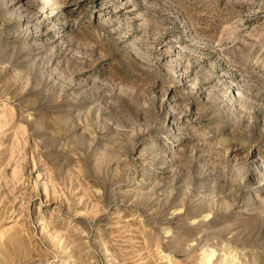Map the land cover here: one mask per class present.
Instances as JSON below:
<instances>
[{
    "label": "rangeland",
    "instance_id": "374dc122",
    "mask_svg": "<svg viewBox=\"0 0 264 264\" xmlns=\"http://www.w3.org/2000/svg\"><path fill=\"white\" fill-rule=\"evenodd\" d=\"M211 257L264 264V0H0V264Z\"/></svg>",
    "mask_w": 264,
    "mask_h": 264
},
{
    "label": "bare ground",
    "instance_id": "6f19581e",
    "mask_svg": "<svg viewBox=\"0 0 264 264\" xmlns=\"http://www.w3.org/2000/svg\"><path fill=\"white\" fill-rule=\"evenodd\" d=\"M109 4V1H107L106 5ZM211 261H212V257L211 258H208L206 259V262L205 264H211Z\"/></svg>",
    "mask_w": 264,
    "mask_h": 264
}]
</instances>
